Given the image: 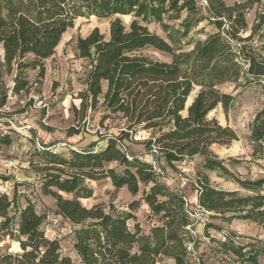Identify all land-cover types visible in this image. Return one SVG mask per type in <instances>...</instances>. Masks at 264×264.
<instances>
[{
	"label": "trees",
	"instance_id": "1",
	"mask_svg": "<svg viewBox=\"0 0 264 264\" xmlns=\"http://www.w3.org/2000/svg\"><path fill=\"white\" fill-rule=\"evenodd\" d=\"M237 1L228 6L225 0H207L209 20L218 32L195 42L186 52L170 42L180 44L179 36H187L201 20L186 18L176 34H171L163 16L182 11L195 15L194 0H0V80L4 74L13 73V95L29 90L24 70L38 68L39 77H43L44 61L54 55L76 19L114 17L107 36L94 28L76 41L77 56L89 64L85 91L79 95L80 109L94 110L101 101L105 111L121 115L127 132L108 138L100 150L90 145L70 150L67 157L49 150V146L37 147L34 152L41 161L36 171L42 175V193L55 200L57 213L75 227L73 248L81 264H155L159 257L187 264L192 238L185 229L189 222L182 196L161 181L160 167L130 154L122 144L128 133L138 130L151 133L140 143L154 162L162 159L172 167L175 162L200 157L204 170L231 178L255 194L239 196L217 189L200 174L195 181L197 203L207 217L262 223L264 195L259 190L264 180L235 179L211 149L237 139L230 127L208 118L217 106L226 110L233 102V97L219 87L247 77L248 83L262 84L264 90V57L248 43L258 36L264 45V8L257 13L249 35L240 36L248 30L245 11L263 0ZM121 16L132 18L128 28ZM152 23L160 25L168 41L148 29ZM147 48L169 54L171 61H153L142 53ZM5 99L3 96L0 107ZM71 131L68 129V134ZM9 140L8 135L0 136L1 144L9 145ZM249 141L255 145V156L256 149L264 147V107L250 125ZM102 179H109L116 191L125 188L131 196L139 194L141 185L148 187L140 201L151 215L159 217V224L145 235L138 224L133 231L128 228V220L133 218L128 213L115 215L100 205L83 206L80 200L93 195L89 182ZM62 193L71 197L64 198ZM17 200L0 193V237L15 240L21 250L17 254L0 251V264H72L61 254L58 241L45 236V216L29 201L22 207ZM138 202L133 201L130 209ZM221 245L226 253L245 257L243 246Z\"/></svg>",
	"mask_w": 264,
	"mask_h": 264
},
{
	"label": "rangeland",
	"instance_id": "2",
	"mask_svg": "<svg viewBox=\"0 0 264 264\" xmlns=\"http://www.w3.org/2000/svg\"><path fill=\"white\" fill-rule=\"evenodd\" d=\"M237 0H225L228 6H232ZM264 8V0L261 4H255L245 11V20L248 30L241 32L240 36L245 38L249 35V29L254 24L257 13ZM114 17L97 19L95 17L78 18L74 24L62 36L61 41L55 49L54 55L44 61V74L39 77V69L29 68L24 70L25 77L29 82L27 92L13 95V73L3 75L0 80V104L3 96L5 106L9 111L0 114V133L3 125L10 120L14 126L29 127L17 133L10 130V144L4 145L0 141V181L8 182V197H17L18 204L22 207L29 201L38 214L45 216L43 230L45 236L51 240H57L61 254L71 259L72 264H81L74 251V226L56 211L55 200L44 195L41 190V177L36 170L41 162L34 155L37 144L49 146V150L67 157L70 150L86 149L94 145V149L100 150L105 147L108 138H117L125 129V120L121 115L110 114L101 106V101L94 110L80 109L79 95L85 91V81L89 72L87 60L77 56L76 41L79 37H86L94 28L108 35L109 23ZM124 26L128 28L131 21L130 16L120 17ZM197 19L201 21L192 27L187 36L180 37V44L172 47L190 51L195 42H203L209 35L217 33L218 30L213 22L209 20L208 11L196 5L195 15H189L186 11L179 14L167 13L163 16V23L171 28V34L181 28L184 20ZM148 29L167 40L157 23L148 25ZM168 41V40H167ZM257 49L264 57V45L258 40L248 42ZM153 61L170 62L171 56L147 48L142 52ZM26 60H30L27 57ZM249 78V77H248ZM249 81V80H248ZM247 81L242 77L237 83L224 84L219 87L221 92L231 95L233 102L224 110L219 105L208 118H215L221 126H228L236 133L237 139L229 145H214L212 152L217 160L222 161L225 167L232 173L235 179L241 181L264 180V147L257 148L253 155L254 144L249 141L250 125L258 111L264 107V90L262 84ZM105 90V87H104ZM197 89L188 98V103L195 96ZM187 103V104H188ZM76 108L77 111H74ZM6 119V120H5ZM72 129L68 134V129ZM151 133L138 130L134 134L128 133V137L122 141L126 151L138 155L142 160L161 168V181L171 191L177 192L194 203L195 181L200 174L210 179L213 187L225 191L237 192L239 196H254L249 190L240 187L233 179L220 176L215 172L204 170L201 166V158L194 157L182 162L167 166L162 159L154 162L151 155L146 153L144 144L140 143L150 138ZM182 173L188 179L186 184L178 179ZM93 189V195L89 199H81L80 203L90 208L100 205L106 213L113 214L128 213L133 216L128 220V228L133 231L134 224H138L142 234H149L151 228L159 224V217L151 215L148 206L141 200L143 191L148 187L140 186L139 194L131 196L125 188L116 191L109 179L89 182ZM264 195V186L259 190ZM64 198L70 195L62 193ZM193 196V197H192ZM139 201L138 206L132 210L130 204ZM192 242L187 264H264V217L262 223L252 220L234 219L224 221L220 217L210 216L206 218L203 229L191 235ZM228 246H243L245 257H236L230 251L227 253L221 244ZM1 253H20L21 250L15 240L8 237H0ZM253 260L247 258V254ZM155 264H174L171 259L159 257Z\"/></svg>",
	"mask_w": 264,
	"mask_h": 264
},
{
	"label": "built area",
	"instance_id": "3",
	"mask_svg": "<svg viewBox=\"0 0 264 264\" xmlns=\"http://www.w3.org/2000/svg\"><path fill=\"white\" fill-rule=\"evenodd\" d=\"M194 2L197 6H200L204 10L207 7V0H194ZM7 111H9V107L5 106V104L0 107V114L7 113ZM5 122H6V125H3V129L0 133V136L10 135L11 129L15 130L17 133H21V130L23 129H29L28 126L17 128L16 126L13 125V123L10 120H7ZM37 147L41 148L39 144H37ZM178 179L180 182H182V184H186V182H188V179L185 176H183L182 173L178 174ZM197 188L198 187L195 183L196 195L198 194ZM8 189H10V184L8 182L1 183L0 181V193H5L6 195H8L7 193ZM182 199L184 203V211H185L186 217L189 222V224L185 227V229L191 235H195V232L203 229V227L205 226L206 218H208L207 213L203 210V208H201L198 205V203H192L184 196H182ZM190 247L191 245H189L188 249H190Z\"/></svg>",
	"mask_w": 264,
	"mask_h": 264
},
{
	"label": "crops",
	"instance_id": "4",
	"mask_svg": "<svg viewBox=\"0 0 264 264\" xmlns=\"http://www.w3.org/2000/svg\"><path fill=\"white\" fill-rule=\"evenodd\" d=\"M122 17H124V16H122ZM104 87H105V85H104ZM175 193L179 194L178 191L175 192ZM193 200H194V203H197V195H196V193H195V196L193 197Z\"/></svg>",
	"mask_w": 264,
	"mask_h": 264
},
{
	"label": "water",
	"instance_id": "5",
	"mask_svg": "<svg viewBox=\"0 0 264 264\" xmlns=\"http://www.w3.org/2000/svg\"><path fill=\"white\" fill-rule=\"evenodd\" d=\"M187 103H188V101H187ZM189 104H190V102H189L188 104H186V107H187Z\"/></svg>",
	"mask_w": 264,
	"mask_h": 264
}]
</instances>
